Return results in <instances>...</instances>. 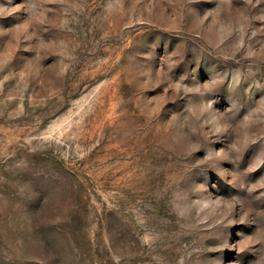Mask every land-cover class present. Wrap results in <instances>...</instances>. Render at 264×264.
<instances>
[{
    "label": "rangeland",
    "instance_id": "rangeland-1",
    "mask_svg": "<svg viewBox=\"0 0 264 264\" xmlns=\"http://www.w3.org/2000/svg\"><path fill=\"white\" fill-rule=\"evenodd\" d=\"M0 264H264V0H0Z\"/></svg>",
    "mask_w": 264,
    "mask_h": 264
}]
</instances>
